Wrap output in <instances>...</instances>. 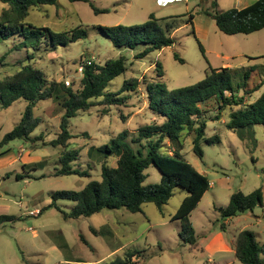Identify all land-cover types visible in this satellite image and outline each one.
<instances>
[{"label":"rangeland","instance_id":"obj_1","mask_svg":"<svg viewBox=\"0 0 264 264\" xmlns=\"http://www.w3.org/2000/svg\"><path fill=\"white\" fill-rule=\"evenodd\" d=\"M212 1L182 0L159 5L157 0H59L56 7L30 12L27 20L35 26L58 32L81 26L87 33L86 38L65 47L36 54L34 63L48 79L76 88L80 61L103 64L123 54L126 71L113 79L108 89L117 92L128 79H135L137 86L123 92L129 95L125 103L107 106L96 100L97 104L70 120L69 147L78 151L72 168L86 172L85 176H54L60 167L61 148L47 143L59 133L61 114L53 111L56 106L49 100L39 101L33 110L40 122L31 135H41L42 140L35 139L32 144L14 140L0 148L4 153L0 156V216L13 217L0 224V264H240L233 244L242 230L254 234L264 259V125H255L253 146L240 141L222 124L227 120L225 114L220 121L207 122L205 137L216 136L217 141L201 145L202 159L192 152L189 138L184 139L181 150V155L210 185L188 218L194 245L181 240L182 223L173 218L185 196L180 188L174 189L160 211L154 204L145 203L141 212L103 209L90 217L73 219L65 217L73 205L71 201L58 199L50 206L52 193L77 192L88 182L100 180L103 158L90 156L91 147L108 143L122 132L133 137L139 127L152 122L146 83L158 81L173 90L202 80L210 68L229 67L233 71L232 83L244 86L241 93L244 88L250 91L260 84L264 77V28L249 35L223 34L204 13L211 10ZM254 1L216 3L218 10H228ZM4 7L0 3V12ZM149 14L157 19L170 17L157 24L163 29L171 26L173 44L143 59H136V52L114 48L99 29L140 25L149 20ZM26 56L24 49L10 51L1 44L0 78L17 70ZM156 63L161 67V76ZM261 91L262 88L247 95L246 101H254ZM24 108L23 100L7 108L0 106V141L19 122ZM38 162L42 165L32 166ZM145 173L148 177L144 184L159 181L160 174L153 166ZM256 189L261 192V205L230 218L221 216L218 208L226 207L232 194L247 195Z\"/></svg>","mask_w":264,"mask_h":264},{"label":"trees","instance_id":"obj_2","mask_svg":"<svg viewBox=\"0 0 264 264\" xmlns=\"http://www.w3.org/2000/svg\"><path fill=\"white\" fill-rule=\"evenodd\" d=\"M58 1L0 0L5 6L0 12V45L10 51L24 49L27 53L17 70L0 78L2 108H7L18 100L25 102L19 122L3 136L0 148L14 140L31 144L37 139L42 140L41 135L38 137L31 135L40 122V119L33 116V110L39 101L49 100L56 106L53 111L61 114L59 133L55 139L47 143L53 148H61L58 155L60 167L56 169L54 176H85L86 172L72 168L78 151L69 147L68 141L72 138L69 132L70 120L76 117L78 112L86 111L97 103L107 106L125 103L129 95H123V92L135 89L137 81L135 79L124 81L117 92L108 89L111 81L126 71V58L123 54L108 59L103 64L88 59L80 61L79 67L82 69L79 71L78 67L80 79L76 88L66 86L62 81L48 79L44 71L36 67L34 60L39 52H52L58 47H65L87 36L81 26L58 32L29 23L27 19L31 11L43 7H56ZM210 5L211 10H204V13L214 20L217 29L223 34L249 35L264 28V0H255L242 8L228 10H218L216 0ZM94 12L105 13L107 10L94 9ZM148 18L147 22L140 25H118L99 29L114 48L120 52L125 50L136 52L135 58L143 59L150 52H159L173 44L170 37L171 26L166 25L163 29L157 24L158 21L170 17L157 19L154 14H149ZM199 49L203 53L200 45ZM6 54L7 52L2 57ZM174 57L177 58L176 55ZM156 67L161 76L159 63H156ZM232 73L229 67L210 68L202 80L173 90H167L158 81L146 83L147 109L153 116L152 122L139 127L133 137L129 138L127 132H122L108 143L96 148L91 147L90 156L100 155V158H103L100 180L88 182L77 192L52 193L50 206L55 205L58 199L71 201L73 205L65 217L73 219L90 217L103 209L141 212V207L145 203L154 204L160 211L173 196L174 189L180 188L185 192V196L173 218L182 223L179 233L181 240L194 245V231L188 218L210 185L207 178L181 155L184 139H190L192 152L202 159L201 145L217 141L216 136L205 137L208 121H220L223 114L227 115V120L222 124L240 141L253 146L255 125H264V77L258 86L250 91L244 88L241 93L240 89L244 86L232 83ZM244 78H248L247 73L244 74ZM261 88L260 95L254 101H246L247 95ZM95 101L97 103H94ZM3 154L0 153V156ZM39 165L42 163H34L32 166ZM150 166L159 172V181L144 184L148 177L145 171ZM261 203L259 189L247 195L237 192L231 195L226 207L218 210L223 218H230L252 210ZM12 219L10 216H0V224ZM233 253L240 264H264L262 250L256 243L254 234L248 230L238 233L233 244Z\"/></svg>","mask_w":264,"mask_h":264},{"label":"built area","instance_id":"obj_3","mask_svg":"<svg viewBox=\"0 0 264 264\" xmlns=\"http://www.w3.org/2000/svg\"><path fill=\"white\" fill-rule=\"evenodd\" d=\"M174 1H176V0H174ZM177 1H181V0H177ZM164 2H165V3H163V4H162L161 2H159V1H158L157 3H159V5H165V4H167V3H171V2H173V0H169V1L167 0V1H164ZM81 69H82V68L79 67V71H80ZM67 85H68V83H67ZM37 213H38V212H37ZM37 213H36V214H37Z\"/></svg>","mask_w":264,"mask_h":264},{"label":"crops","instance_id":"obj_4","mask_svg":"<svg viewBox=\"0 0 264 264\" xmlns=\"http://www.w3.org/2000/svg\"><path fill=\"white\" fill-rule=\"evenodd\" d=\"M158 1L161 2V3L163 4V3H165L164 1H167V0H157V2H158ZM168 1H169V0H168ZM176 1H177V0H176ZM181 1H182V0H181ZM185 1H186V0H185ZM157 2H156V3H157ZM173 2H175V1L173 0ZM171 3H172V2H171ZM252 3H253V2H252ZM157 4H159V3H157ZM167 4H169V3H167ZM246 5H249V4L246 3L245 6H246ZM243 7H244V6H243ZM241 8H242V7H241Z\"/></svg>","mask_w":264,"mask_h":264}]
</instances>
